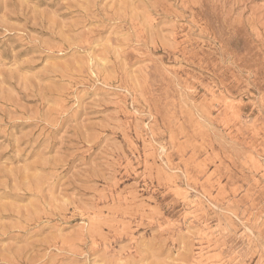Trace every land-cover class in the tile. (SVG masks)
Here are the masks:
<instances>
[{"label":"rangeland","instance_id":"rangeland-1","mask_svg":"<svg viewBox=\"0 0 264 264\" xmlns=\"http://www.w3.org/2000/svg\"><path fill=\"white\" fill-rule=\"evenodd\" d=\"M0 264H264V0H0Z\"/></svg>","mask_w":264,"mask_h":264}]
</instances>
